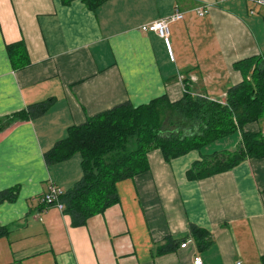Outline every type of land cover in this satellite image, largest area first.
I'll return each instance as SVG.
<instances>
[{"label": "crops", "instance_id": "1", "mask_svg": "<svg viewBox=\"0 0 264 264\" xmlns=\"http://www.w3.org/2000/svg\"><path fill=\"white\" fill-rule=\"evenodd\" d=\"M176 12L185 16L170 26V47L140 29ZM20 41L31 64L15 70L6 46ZM263 55L264 7L244 0H106L94 11L82 0H0V118L55 99L46 114L0 132V192L19 187L0 204L9 228L0 264L264 263V158L192 181L198 152L167 163L152 151L147 173L118 183L119 204L81 227L43 202L52 184L65 193L82 178L80 154L52 166L44 158L70 127L124 103L178 102L185 79L194 95L223 99L244 80L234 65ZM244 131L264 136V118ZM241 141L238 131L217 148ZM191 225L212 245L201 249ZM169 240L175 249L161 254Z\"/></svg>", "mask_w": 264, "mask_h": 264}, {"label": "trees", "instance_id": "2", "mask_svg": "<svg viewBox=\"0 0 264 264\" xmlns=\"http://www.w3.org/2000/svg\"><path fill=\"white\" fill-rule=\"evenodd\" d=\"M82 1L94 11L106 0ZM6 50L15 70L30 66L23 41L7 45ZM234 68L244 80L231 87L223 99L194 95L190 80L185 79V94L178 102L164 95L138 107L124 103L70 127L66 138L44 158L52 166L81 155L82 178L61 198L72 226H85L90 218L119 204L118 183L147 173L152 151L159 150L167 163L198 152L201 158L186 172L192 181L227 172L247 158H264V136L244 131L246 125L264 118V55L244 59ZM54 102L49 98L0 118V132L46 114ZM238 131L242 141L233 151L217 148V143ZM18 194L19 187L1 191L0 204L14 202ZM8 233L9 228L0 225V238ZM190 234L201 249L212 245L207 230L191 225ZM168 242L160 248L161 254L175 249L174 243Z\"/></svg>", "mask_w": 264, "mask_h": 264}, {"label": "built area", "instance_id": "3", "mask_svg": "<svg viewBox=\"0 0 264 264\" xmlns=\"http://www.w3.org/2000/svg\"><path fill=\"white\" fill-rule=\"evenodd\" d=\"M244 1L247 3L254 4L256 6L264 7V0H244ZM208 9L209 8L207 7L199 8V9H196L195 12L200 17H203L208 14L209 12ZM251 12L254 13L253 10H251ZM184 16H185L184 13L176 12L175 14L169 17H166L164 19L157 20L147 25H143L140 29L143 32L155 33L160 38H162L167 43V45H169L170 47V35H171L170 26L172 23L182 20ZM192 80L196 81V78L192 77ZM63 195H64V191L58 186H56L55 184H52L49 191L44 196L43 202L50 207H57L58 209L63 210L64 204L61 200ZM186 246H187V243L183 244L182 248H185ZM194 264H203L202 259L200 257H196L194 259ZM236 264H243V262L238 261L236 262Z\"/></svg>", "mask_w": 264, "mask_h": 264}]
</instances>
